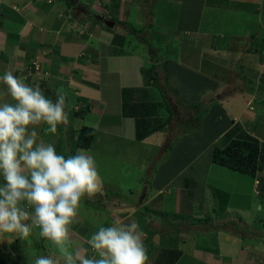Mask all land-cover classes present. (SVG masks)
<instances>
[{
	"label": "crops",
	"instance_id": "crops-1",
	"mask_svg": "<svg viewBox=\"0 0 264 264\" xmlns=\"http://www.w3.org/2000/svg\"><path fill=\"white\" fill-rule=\"evenodd\" d=\"M231 2H236L237 10L244 7L242 11L246 13L228 20L233 14L228 11L232 10ZM69 3L75 12L68 7ZM31 4V8L26 7ZM134 4L139 6L138 13L144 10L145 23L152 28L159 43L152 58L131 43L129 37L133 36L127 29L128 25L135 27L134 22L126 21L128 17L122 20ZM5 5L18 15L27 9L24 21L7 12L9 17L0 23V41L8 48L1 50L0 57L3 55L4 66L10 65L7 71L15 72L18 64H28V76L39 75L33 71L38 54L45 56L42 60L47 64L45 68L51 69L49 53L62 50V54L56 51L54 58L61 67L60 76H64V70L74 74L59 92L64 93L66 105L75 110L88 108L85 118L96 129L98 140L111 136L115 137L114 141H125L133 163L138 162L139 150L143 149L144 157L136 163L142 171L147 169L148 152L154 150L152 157L160 160L169 156L168 151L171 154V160L167 159L158 172L148 173L152 178L157 172L153 195H149L147 183L144 191L131 187L122 208L125 209L122 223L135 220L140 225L151 264H264V219L260 220V231L244 222L248 216L252 219L254 198L264 200V170L251 177L212 163L215 147L226 146L231 139L255 140L264 145V41L252 42L249 33L251 30L257 33L259 29L264 32V0H138V3L134 0H48V3L46 0H0V18L1 7ZM64 10L69 13L61 15ZM77 18L81 20L80 27L76 29L74 25L71 31L69 27ZM102 18L114 22V27L108 30ZM252 18H258V24ZM60 26L63 31L67 27L64 34L59 33ZM57 34L55 38L53 35ZM249 42H252L251 48L245 49L247 45L243 43ZM232 49L242 64L240 72L227 71L229 61L220 56ZM163 50L171 52L165 59L158 56ZM246 57L250 62L242 59ZM81 58L86 60L84 65L79 63ZM252 61L257 65L255 71L250 67ZM153 64L162 68L165 82L180 103L179 112L190 109L193 113L192 117L184 119L181 115L176 122H170L169 130H160L169 120L160 90L153 84L147 85L141 72ZM78 74L85 82L75 90L67 85L76 84L78 78L73 77ZM253 81L257 86L253 85L252 92L248 89ZM244 86V90L239 89ZM221 92L223 95H219ZM253 98L254 110H251L248 103ZM239 100L244 105L237 104ZM198 101L199 104L206 101V105L197 108ZM193 118L192 129L182 130L180 134L178 127L187 125L183 122H191ZM255 122L261 127H256ZM119 125L120 128L115 127ZM182 139L190 141L181 146ZM199 141H205L207 147L190 149ZM187 150L194 152L193 159L178 163L173 156L185 154ZM205 155L208 159L202 161L199 171L198 161ZM164 171L168 175L163 176ZM140 176L144 181L147 175ZM215 179L221 185L210 182ZM171 201L174 205L168 209L173 213V221L166 218ZM101 203L110 204V200ZM84 226L77 225L72 230V243L82 253L95 255L82 240H88L97 227L91 230L87 225L80 229ZM256 230L262 244L255 241L252 231ZM247 232L253 234L248 241L243 236ZM203 233L204 241L210 246L205 251L201 245Z\"/></svg>",
	"mask_w": 264,
	"mask_h": 264
},
{
	"label": "clouds",
	"instance_id": "clouds-1",
	"mask_svg": "<svg viewBox=\"0 0 264 264\" xmlns=\"http://www.w3.org/2000/svg\"><path fill=\"white\" fill-rule=\"evenodd\" d=\"M0 238L29 247L34 229L61 257L36 256L33 264H151L143 231L135 221H114L88 237L95 255L82 253L70 233L81 202L103 190L96 160L85 149L65 156L39 136L68 123L65 96L55 99L13 71L0 73Z\"/></svg>",
	"mask_w": 264,
	"mask_h": 264
},
{
	"label": "rangeland",
	"instance_id": "rangeland-1",
	"mask_svg": "<svg viewBox=\"0 0 264 264\" xmlns=\"http://www.w3.org/2000/svg\"><path fill=\"white\" fill-rule=\"evenodd\" d=\"M219 1H223V0H219ZM46 2L48 3V0H46ZM50 3H52V1H50ZM134 3H138V0H134ZM232 3V10H229V12H232L233 14L229 16L228 20H231V16H232V20H235L237 15H241L243 13H246L244 11H242L244 9V7L242 8V10H237L236 9V2H231ZM71 4H68V7L70 8V10L72 12V6H70ZM27 8H31L32 4L30 6H26ZM136 7L139 8V6H136V4L133 5L132 10L129 14V12L127 13V15H124V18L122 19L123 21H125V18L128 17L129 22H134V26L130 28V26L128 25L129 29H134L137 32V36H133V37H129L131 39V43L133 44V46H137V48L139 49V51H144L146 52V54L149 57H153L154 55L149 52L150 49H153L154 52L158 50L159 48V43L155 38V34H153V30L150 27V29L148 28V23H145V20L143 18V15H146L145 12H137L138 9H136ZM9 6H3L1 7V14H2V18H0V23L2 24V19L9 17V15H7V12H10L9 14L12 13L11 9ZM17 8V7H16ZM142 9V8H140ZM27 9H24L21 13L18 14L16 13H12L13 17H17L21 20L24 21V15H25V11ZM68 10H64L63 12H61V15H64V13H69L67 12ZM7 15V16H6ZM234 15V16H233ZM66 16V15H65ZM126 16V17H125ZM253 16V14H252ZM120 20V19H119ZM252 21L254 24H258V18H252ZM75 23V24H74ZM73 24H71V26L69 27V29H71L72 31V27H77L76 29H79V25L81 24V20H79L78 18L75 19ZM122 21H119V24H121ZM125 26V24H124ZM113 28V27H112ZM121 28V27H120ZM67 29V27H65L64 31H63V26H60V31L59 33L64 34L65 30ZM120 30H123L120 29ZM261 29L258 30V32L256 33L255 30H251L249 33H251V41H264V32L263 30L260 32ZM58 33V34H59ZM53 35L55 38H58L57 36L59 35ZM261 34V36H260ZM61 36H65V35H61ZM132 36V35H131ZM61 38V37H60ZM262 39V40H261ZM220 40H224V39H220ZM147 42V44L145 45V42ZM143 42V43H141ZM252 42L249 43H243L244 46L247 45V47H245V49H250L252 46ZM4 44H2V42L0 41V52L1 50H3ZM7 47V46H6ZM234 48V46H232ZM130 48V47H129ZM4 49H8V48H4ZM17 49H19V46H17ZM235 49H232L231 51H223V53H220L221 57H225L226 60L229 61V65H227L226 69L227 71H235V72H240L241 69V62H238V57H237V52H234ZM56 51L59 53H63L62 50L58 51V50H53V52L49 53V57L52 60V66L51 69L50 67L45 68L46 67V63H44L43 60V56L42 54H38L39 58H36L35 60V65H36V69L33 68L34 73H40L39 75H35L29 77L28 75L30 74L28 66V64H18L16 67L18 68V70L16 69L14 74L18 77H24L26 82L31 84L32 86H36L39 85L41 87L42 90H44L45 94L47 95L46 91H48L47 89L49 88L50 92L56 97L57 93L61 90V86H63L64 83H68V80H72L71 79V74H74L73 71H65L64 70V76H60V70L61 67L59 65H57V63L54 61V58H56ZM140 51V52H141ZM231 52V53H230ZM171 52H168L166 50L163 51H159L158 56L162 57V59H165L167 56V54H169ZM236 53V54H235ZM37 55V53H36ZM46 57L47 54L45 53ZM256 55V54H255ZM23 56V55H22ZM236 59V60H235ZM244 60H247L249 58H242ZM46 60V59H45ZM80 65H84V63L86 62V60L84 58L78 59ZM251 59H249L248 61L250 62ZM259 62V61H258ZM21 63H23V61H21ZM5 61L3 60V55L2 58L0 57V73H3L4 71H7L6 69L10 67V65H8V67L4 66ZM256 62L252 61L250 63V67L251 70L253 68V71H255L256 69ZM4 67V68H3ZM78 67V66H76ZM162 69V68H161ZM261 69H259L260 71ZM49 72V73H47ZM45 74V75H43ZM87 74V73H86ZM253 75H255V72H253ZM78 75L74 76L73 78H78L77 83H73L74 85H67V86H71V88H75V90L79 89V84L82 82H85L83 79L81 80V78L78 77ZM85 77V75H83ZM164 79V78H163ZM239 81V79H238ZM242 82V81H241ZM240 83V82H239ZM46 85L47 88L45 89L43 86ZM241 85V84H238ZM253 85H256V82L253 81L252 82V86L248 89L251 90L253 92ZM246 87H239V89H245ZM178 89V88H177ZM63 95L64 93L61 92ZM161 93V91H160ZM219 95H223V93H219ZM242 96V93L237 94ZM180 96L182 98V94L180 93ZM2 97H4L5 101H9L10 97H8L6 94L0 95V101H3ZM204 96H200V98H203ZM218 95H215V98H217ZM227 97V96H226ZM225 98H223L224 100ZM161 100L164 101L165 100V96L162 95L161 93ZM254 98L251 100L253 101ZM189 102V101H188ZM200 101H198L197 103V108H202L206 105V101L202 102L199 104ZM165 103V102H164ZM251 103V102H250ZM191 104V103H190ZM237 104H242L244 105V102H242L241 100H239L237 102ZM227 106H230L231 104L227 103ZM236 105V103H235ZM248 107H249V103H248ZM181 110V109H180ZM65 111L68 115V123L65 125H61L58 128V131L56 134H52L49 133L47 131V126H42L39 129V136L41 139H44L46 142H51L53 144H55L57 151L61 154H64L65 156L69 155V154H75V152L79 149H84V148H76L75 144L78 138V133L79 131L84 128V127H90L88 122L86 121L85 118V114L83 113H78V110H75L70 104L65 105ZM167 111V110H166ZM168 112V111H167ZM179 113V110H178ZM177 113V114H178ZM168 114H170L168 112ZM182 117H184V119H186V116H191L193 115V113L189 110L186 111V113L184 112V110H181V113L179 114ZM176 118L178 117H173L172 120H170L171 123H173V121H177ZM180 118V117H179ZM178 118V119H179ZM195 118V117H194ZM194 118L193 121H184L183 123H188L186 124H181L178 127V131L180 134H182V130H186L188 128L192 129V124L194 123ZM174 122V123H175ZM255 126L257 127L259 124L258 122L254 123ZM173 125V124H172ZM99 127V125H98ZM116 128H120L121 125L119 126H115ZM258 127H261L260 125ZM93 128V127H91ZM145 128V124L142 125V130ZM170 125L165 127L164 129L169 130ZM183 128V129H182ZM95 129V128H93ZM96 130V129H95ZM97 133V132H96ZM212 134V133H211ZM97 134H95V138L93 140V143L91 145V148L89 149H85L89 152V154L96 160L97 162V166H98V170L99 173L101 175V177L103 178V192H101L102 194L99 195L102 198V202L105 201L107 199L110 200V204H106V203H101L100 201V197L98 195L96 198H93V202H90L91 199H84L81 202V207H80V212L77 218V223L73 225V229H76V226H84L81 227L80 229H85L88 228L91 230H95L96 227L99 228L100 226H107L109 224H111L112 222H114L115 220L117 221H123L121 220V218L125 217V194L127 195V190L129 188H133V189H140L141 191H144L146 189V183L147 185V190L150 196H152L153 194V185L155 183V178H156V174H157V170L160 169V166L168 159L171 160V154L168 151V157L163 158L160 160V158L156 159V156L152 157L153 151L150 153L148 152V156H147V160H149L146 163L147 169L145 171H142L141 168L139 166L136 165V163H138L140 161V159L142 157H144V150L140 149L139 153H140V157L138 159V162L133 163V160H130V156H128L127 152H126V148H125V141H114L115 137H111V136H105L102 138V140H98L96 138ZM189 136V135H188ZM178 138H180V136H178ZM177 138V139H178ZM192 138V137H189ZM155 139H157V135L155 134ZM199 140H202V138L199 136ZM190 141V140H189ZM189 141L184 142L183 139L181 140V146L183 143H187ZM174 142V141H173ZM172 142V143H173ZM205 141H199V143H195L193 144L192 148L190 149H195V148H201L202 145L204 147L205 146ZM184 144V145H185ZM96 148L98 149V151L96 150ZM189 150V149H188ZM184 154V153H178L176 155H174L173 157H175L176 161H184L186 159H193V156L195 155L193 151H188ZM206 158V155L199 160V165H198V170L200 171L202 165V161H204ZM208 158H206L207 160ZM160 160V161H159ZM175 161V162H176ZM176 162V164H178ZM181 165V164H179ZM172 167H175V164H172ZM154 176L152 178H150V176L148 175V173H155ZM140 175H147L145 180L143 181L142 177ZM163 176L168 175V171H164V173H162ZM210 182L212 184H220V181H218L217 179L215 180H210ZM126 183L130 184L131 186H128ZM258 185V184H257ZM227 186V184H226ZM145 187V188H144ZM224 188V187H223ZM179 194H181V191H178ZM129 196V195H127ZM105 198V199H104ZM255 202L253 203V209L251 210L250 215H252V219L249 218L248 216V220L244 221L247 222L246 224H250L249 226H252V228L255 229H259V231L261 230L260 227V220L264 219V206L262 204H264V200L261 197H255L254 198ZM117 202V204H111V202ZM91 204V205H90ZM174 205V203L169 204L167 206V209L172 207ZM255 206H257L255 208ZM263 206V209H262ZM119 207V208H117ZM166 209V210H167ZM173 216V213L169 211H167V215L166 218L169 219L170 221L172 220L171 217ZM80 219V220H79ZM173 221V220H172ZM206 227L203 226V228ZM79 228V227H78ZM251 229V228H248ZM246 229V230H248ZM242 230V229H241ZM244 231V230H243ZM250 230H248L249 232ZM259 231H252L253 234H255L256 239L255 241H257L259 244H262V238H259ZM262 231H264V228L262 229ZM85 233H87V231H84ZM245 233L243 236L246 238V240H250V237L252 233ZM258 233V234H257ZM252 234V235H253ZM205 238V234L203 233L201 236V245H202V249L203 251H205L204 249H209V244L206 243L203 239ZM82 240V239H81ZM82 241L87 242V239L85 240V238H83ZM89 246V245H88ZM206 246V247H204ZM47 250V251H45ZM57 249L53 246H51L49 244V242L47 240H45L44 238L39 236V229H34L33 230V235H32V244L29 247L27 244H25L24 242L20 241V240H15L13 242H9L7 239H3L0 238V264H33V260L36 256H40V255H44V256H52L54 259L56 260H60L61 257H58L56 255L57 253ZM46 254V255H45Z\"/></svg>",
	"mask_w": 264,
	"mask_h": 264
},
{
	"label": "trees",
	"instance_id": "trees-1",
	"mask_svg": "<svg viewBox=\"0 0 264 264\" xmlns=\"http://www.w3.org/2000/svg\"><path fill=\"white\" fill-rule=\"evenodd\" d=\"M124 15L127 14L125 13ZM107 29L110 30L108 27ZM127 32L132 36H137V31L134 29H127ZM145 44H147V42H145ZM150 52L154 53V50L150 49ZM141 72L145 79V83L147 85H155L161 91L162 95L165 96L164 101L167 111L170 114L169 120L160 128V130H163L165 126L167 127L170 125V120H172L173 117H181L179 115L180 112L178 113L180 103L175 94L169 89L167 82H165L166 80L163 79V73L158 65L153 64L150 67H145ZM46 93L52 99L56 98L49 89ZM254 102L255 100L252 101V108ZM87 109L80 110L78 113L85 114ZM78 134L75 144L76 148H91L96 130L91 127H84ZM229 136H232V133H229ZM212 163L240 174L256 177L259 172L264 170V145L262 147L261 144L255 140L231 139L226 146L215 147L212 155ZM151 175H153V173H151Z\"/></svg>",
	"mask_w": 264,
	"mask_h": 264
},
{
	"label": "water",
	"instance_id": "water-1",
	"mask_svg": "<svg viewBox=\"0 0 264 264\" xmlns=\"http://www.w3.org/2000/svg\"><path fill=\"white\" fill-rule=\"evenodd\" d=\"M102 20H104V19L102 18ZM104 22H105V24H106L109 28L114 27V22H111V21H109V20H104Z\"/></svg>",
	"mask_w": 264,
	"mask_h": 264
},
{
	"label": "built area",
	"instance_id": "built-area-1",
	"mask_svg": "<svg viewBox=\"0 0 264 264\" xmlns=\"http://www.w3.org/2000/svg\"><path fill=\"white\" fill-rule=\"evenodd\" d=\"M249 104H250V105H249V108H250L251 110H253V108L251 107V103H250V102H249Z\"/></svg>",
	"mask_w": 264,
	"mask_h": 264
},
{
	"label": "bare ground",
	"instance_id": "bare-ground-1",
	"mask_svg": "<svg viewBox=\"0 0 264 264\" xmlns=\"http://www.w3.org/2000/svg\"><path fill=\"white\" fill-rule=\"evenodd\" d=\"M250 102H251V104H252V101L250 100ZM250 105V104H249ZM250 109V108H249ZM259 182H257V184H258Z\"/></svg>",
	"mask_w": 264,
	"mask_h": 264
}]
</instances>
